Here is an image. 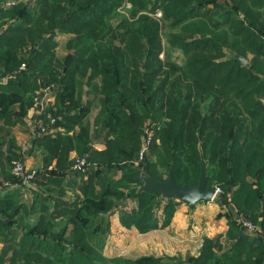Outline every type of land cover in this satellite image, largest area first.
<instances>
[{
	"label": "trees",
	"instance_id": "obj_1",
	"mask_svg": "<svg viewBox=\"0 0 264 264\" xmlns=\"http://www.w3.org/2000/svg\"><path fill=\"white\" fill-rule=\"evenodd\" d=\"M129 1L130 17L117 14L125 0L0 3L9 21L0 24V79L27 65L0 85V119L12 125L20 115L6 104L11 95L22 114L40 88L54 85L58 101L37 116L42 169L28 185L7 177L21 192L0 202V264H264V0ZM157 11L161 19L150 16ZM58 35L69 37L61 61ZM92 107L90 133L82 119ZM50 114L65 133H41ZM146 121L150 155L138 163ZM100 136L102 150L93 146ZM72 151L88 159L85 172L74 169ZM202 162L208 183L223 190L217 203L231 210L225 233L205 237L188 258L104 254L116 213L141 234L174 218L177 200L138 192L144 173L164 182L173 166L175 182L194 187Z\"/></svg>",
	"mask_w": 264,
	"mask_h": 264
},
{
	"label": "rangeland",
	"instance_id": "obj_2",
	"mask_svg": "<svg viewBox=\"0 0 264 264\" xmlns=\"http://www.w3.org/2000/svg\"><path fill=\"white\" fill-rule=\"evenodd\" d=\"M133 9H134L133 4L129 0H125L124 4L117 10V14L119 16L130 17V12ZM150 16L157 19H161L162 12L157 11L156 14H150ZM60 42L64 44L65 39L60 40ZM63 44L61 45L62 48L59 50L60 52L59 55L62 56L65 53ZM161 58L164 57L161 56ZM57 106H58V101L55 93L53 92L52 95L50 96L49 102L45 104V109L50 107L57 108ZM34 115H35L34 119L37 120L38 114L35 112ZM48 121L50 122V119L47 120L45 125H49ZM41 122H43V120ZM36 125L37 124L35 122V128H33L34 130L33 132L36 131V127H37ZM152 125L153 123H151V121H146L143 125V129L145 131L143 135H141V137L139 138V142H138L139 144L141 143L140 152L145 148V145L148 142L149 143L145 151L143 160L140 159V153L138 152L139 153L138 161H137L138 163L146 160V156L150 153L149 146L154 132ZM56 128H58L57 125L52 129L54 130ZM95 142L97 144L103 143L104 142L103 136L97 138ZM20 160H22L25 163V159L22 156ZM152 160H154V158H152ZM8 166L10 167V172L12 174L13 164H8ZM26 168L29 171H36L34 169L28 168L27 165ZM220 189H221V194H223L222 188ZM178 202L179 203H177L178 209L176 211L177 213L176 220L174 222L172 221L173 223L168 228L162 229L161 231L152 234L149 233L139 234L136 230L128 231L125 229L122 230L119 227L118 228H116L115 226H114L115 228L112 227L113 232L111 231V236L109 239L110 241H107V243L109 244H106L107 250L104 251V254L108 257L116 256L119 254L121 257L131 258V259H135L143 255H147V256L156 255L158 257L180 256L183 258H188L189 256L198 255L201 248V244L207 235L227 229L228 219H229L227 215L230 216V214H228L231 212L230 208L228 207L224 208L225 213H222L220 212V210L223 209L220 207V205L210 204L209 202L201 201L198 204H196L193 209H190L188 205L184 202H180V201ZM234 218L237 220V222L240 219L249 221L246 220V218L243 217L242 215H239L238 213H236ZM112 224L113 222L111 221V226ZM258 233H253V234L255 236Z\"/></svg>",
	"mask_w": 264,
	"mask_h": 264
},
{
	"label": "crops",
	"instance_id": "obj_3",
	"mask_svg": "<svg viewBox=\"0 0 264 264\" xmlns=\"http://www.w3.org/2000/svg\"><path fill=\"white\" fill-rule=\"evenodd\" d=\"M36 0H0V3L2 4V6L4 7H12L17 5L19 2H24V3H30V4H34ZM6 20V22L4 23L3 19L0 18V24H6L5 26H7L9 24V21ZM8 23V24H7ZM65 39V43H61L60 40H64ZM57 42H58V47L56 48V57L58 61H61V59L65 58L67 56V51H66V43L69 40L68 35H58L57 36ZM63 44V48L65 50L64 55H59V50L62 48L61 45ZM22 65H25V69H22ZM21 65V67L18 69L17 72H15L13 75H7L5 77H2L0 79V85L3 86H7V84L10 82V80L16 78L17 74H21L23 73L26 69H27V65L26 63H23ZM66 67L64 68V71H66ZM42 88H40L41 90ZM39 90V91H40ZM38 90L36 91V94L39 92ZM36 96V95H35ZM11 97H13V95H11ZM9 97V99L7 100L6 104L8 105L10 110H13L12 112H17L20 113L19 117H14L12 119V121L15 124L12 125H8L6 123V119L7 117H3L2 119H0V202H2V198L6 197L9 194H12L15 192V194L17 193L18 188L16 187V185H13L11 183H9V181H7V177L11 174L10 172V167L7 164V161L9 159V157H13V156H17L18 157H23L25 159V163L27 165L28 168L30 169H34V170H40L43 167V157H44V153L42 151L41 148L38 147H34L33 146V140H34V134L35 132H33V128H35V122H36V126L39 125V120L37 121L36 119H34L35 117V112L39 115L40 112H38L37 110H35L34 112V108L30 107L28 105L24 106V114H22L20 112V110H22V105L23 102L21 100L19 101H12ZM88 100V97L86 95H83L82 97V103H86ZM58 107V106H57ZM1 108L0 107V113L1 112ZM83 111V107L80 108V112ZM99 109L96 107H92L91 111H89V113L86 115V117H84L82 119V122L84 125L89 126L90 129V133H93V131L95 130V125H94V120L97 116ZM18 118V120H16ZM59 120H61V117H58ZM7 124V125H6ZM42 124V122H41ZM37 129V127H36ZM32 130V131H31ZM58 131V132H57ZM64 132V129L61 127H59L58 129H54L51 133H59ZM79 131V125H77L75 127V132ZM70 135L74 134V131L69 133ZM91 137H93V135H91ZM93 146L98 149V150H102L105 148L104 142L101 144H97L96 142L93 143ZM25 154V155H24ZM77 158H80L79 154L77 153V151H72L70 152V159L73 161V163L76 162ZM16 159V158H15ZM11 164L13 163V160ZM52 167H55V161L52 165ZM71 177H69L70 179ZM19 192H21L20 190H18ZM210 204H216V205H220L219 203L217 204V201H212L209 202ZM220 207L223 210H220V212L225 213L224 208H226L224 205H220ZM116 218H115V217ZM114 216H112L111 220L113 222L112 226H111V231L113 232L112 227H116V228H120L122 230H128V231H132V230H136V229H126L124 227L121 226L120 221H119V214H115ZM5 217V216H3ZM177 218V213L175 214L174 218H173V222L176 220ZM171 222V224L173 223ZM170 224V225H171ZM114 227V228H115ZM169 227V226H168ZM166 227V228H168ZM164 228V229H166ZM228 229V227H227ZM227 229H224L222 231H217L213 234H209L206 237H214L218 234H222L225 233L227 231ZM162 229H158V230H154L149 232V234L161 231ZM259 233L255 236H259L260 234H262V229L259 228ZM137 231V230H136ZM139 233V231H137ZM250 233V232H249ZM141 234V233H139ZM148 234V233H146ZM252 235H254L252 233ZM111 236V235H110ZM109 236V239H110ZM108 239V241H110ZM203 243V242H202ZM109 244V243H106ZM202 245V244H201ZM3 248V243L0 242V251ZM107 250V245L105 246V251ZM116 256H120L119 254ZM156 256V255H155ZM115 257V256H112Z\"/></svg>",
	"mask_w": 264,
	"mask_h": 264
},
{
	"label": "water",
	"instance_id": "obj_4",
	"mask_svg": "<svg viewBox=\"0 0 264 264\" xmlns=\"http://www.w3.org/2000/svg\"><path fill=\"white\" fill-rule=\"evenodd\" d=\"M242 65H246L247 62L240 56L237 57ZM144 185L139 188L138 192H148L152 194L160 193L163 199H175L180 202H184L190 209H193L196 204L201 201L211 202L216 194V186L208 183L205 163H201V172L198 184L194 187L184 184L178 185L174 180V167L172 166L168 173L167 181L160 182L154 178L143 174Z\"/></svg>",
	"mask_w": 264,
	"mask_h": 264
},
{
	"label": "built area",
	"instance_id": "obj_5",
	"mask_svg": "<svg viewBox=\"0 0 264 264\" xmlns=\"http://www.w3.org/2000/svg\"><path fill=\"white\" fill-rule=\"evenodd\" d=\"M22 69H25V65H22ZM53 92H54V85H50V86L42 88L34 97V105H33L34 110H37L41 114L45 110V104L49 102L50 96L52 95ZM49 119H50L49 125L41 126L40 130L42 134L51 133L53 131L52 128L55 127L59 121V119L55 116H50ZM38 123L40 124L41 122L39 121ZM148 143L145 145V148L140 152L141 160H143L144 158ZM12 164H13L12 175L17 181L16 185L30 184V182L34 178V175L36 174V171H29L26 168L25 163L20 159L13 161ZM87 166H88V159L86 157H80V158H77L75 165H74V169L81 171V172H85ZM220 194H221V189L217 188L215 197L212 201H216L218 197L220 196ZM238 223H240L243 226V228H245L248 232H253V233L259 232L258 226H256L250 221H245V220L240 219Z\"/></svg>",
	"mask_w": 264,
	"mask_h": 264
}]
</instances>
